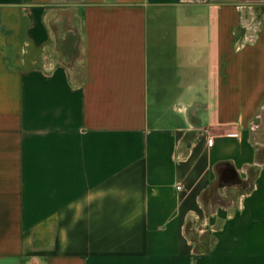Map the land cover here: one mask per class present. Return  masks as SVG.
Here are the masks:
<instances>
[{"label":"crops","instance_id":"1","mask_svg":"<svg viewBox=\"0 0 264 264\" xmlns=\"http://www.w3.org/2000/svg\"><path fill=\"white\" fill-rule=\"evenodd\" d=\"M252 9L0 0V264H264Z\"/></svg>","mask_w":264,"mask_h":264},{"label":"rangeland","instance_id":"2","mask_svg":"<svg viewBox=\"0 0 264 264\" xmlns=\"http://www.w3.org/2000/svg\"><path fill=\"white\" fill-rule=\"evenodd\" d=\"M247 3L250 4L253 7L254 15L258 18L263 17L264 18V0H247ZM264 130V128H263ZM263 132V131H262ZM255 139L258 142H262L264 144V132L259 133L255 136Z\"/></svg>","mask_w":264,"mask_h":264},{"label":"trees","instance_id":"3","mask_svg":"<svg viewBox=\"0 0 264 264\" xmlns=\"http://www.w3.org/2000/svg\"><path fill=\"white\" fill-rule=\"evenodd\" d=\"M73 41L78 42L79 40V36L77 34H74L72 37ZM79 56V47H78V43H76V45L74 46V49L72 50V58L69 61L70 66L73 65L72 63L78 58ZM77 77L80 78L81 75L77 73Z\"/></svg>","mask_w":264,"mask_h":264},{"label":"flooded vegetation","instance_id":"4","mask_svg":"<svg viewBox=\"0 0 264 264\" xmlns=\"http://www.w3.org/2000/svg\"><path fill=\"white\" fill-rule=\"evenodd\" d=\"M237 181L236 180H233V181H220V185L221 186H226V187H228V186H230L231 184H233V183H236Z\"/></svg>","mask_w":264,"mask_h":264},{"label":"built area","instance_id":"5","mask_svg":"<svg viewBox=\"0 0 264 264\" xmlns=\"http://www.w3.org/2000/svg\"><path fill=\"white\" fill-rule=\"evenodd\" d=\"M232 135H236V134H232ZM208 143H209V145H211L213 143V139L212 138L209 139ZM178 189H180V187H178Z\"/></svg>","mask_w":264,"mask_h":264},{"label":"water","instance_id":"6","mask_svg":"<svg viewBox=\"0 0 264 264\" xmlns=\"http://www.w3.org/2000/svg\"><path fill=\"white\" fill-rule=\"evenodd\" d=\"M233 177H234V175L232 176V178H233ZM226 180H227V179H226ZM239 181L242 182L241 179H240Z\"/></svg>","mask_w":264,"mask_h":264}]
</instances>
